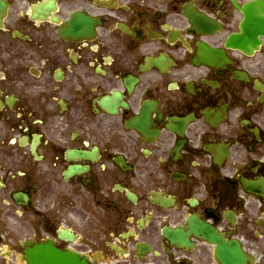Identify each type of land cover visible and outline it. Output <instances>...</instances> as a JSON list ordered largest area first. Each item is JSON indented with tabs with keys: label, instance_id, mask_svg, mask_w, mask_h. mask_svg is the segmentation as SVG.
<instances>
[{
	"label": "flooded vegetation",
	"instance_id": "1",
	"mask_svg": "<svg viewBox=\"0 0 264 264\" xmlns=\"http://www.w3.org/2000/svg\"><path fill=\"white\" fill-rule=\"evenodd\" d=\"M36 246L264 264V0H0V264Z\"/></svg>",
	"mask_w": 264,
	"mask_h": 264
},
{
	"label": "water",
	"instance_id": "2",
	"mask_svg": "<svg viewBox=\"0 0 264 264\" xmlns=\"http://www.w3.org/2000/svg\"><path fill=\"white\" fill-rule=\"evenodd\" d=\"M36 251L37 252H35L34 254L28 255V262L34 264L36 260H39L38 264H48V252H44V249L42 248H36Z\"/></svg>",
	"mask_w": 264,
	"mask_h": 264
}]
</instances>
